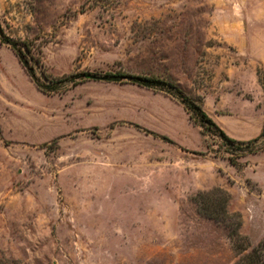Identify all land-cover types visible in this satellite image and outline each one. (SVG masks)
<instances>
[{"label": "rangeland", "instance_id": "1", "mask_svg": "<svg viewBox=\"0 0 264 264\" xmlns=\"http://www.w3.org/2000/svg\"><path fill=\"white\" fill-rule=\"evenodd\" d=\"M0 29L51 77L124 76L46 95L0 44V264H234L264 236V0H0Z\"/></svg>", "mask_w": 264, "mask_h": 264}, {"label": "trees", "instance_id": "2", "mask_svg": "<svg viewBox=\"0 0 264 264\" xmlns=\"http://www.w3.org/2000/svg\"><path fill=\"white\" fill-rule=\"evenodd\" d=\"M0 44L6 45L12 51L20 67L33 82L36 89L46 95L64 92L68 88L63 87L64 83H70V85L66 86H74L87 80L119 81L121 78H124L121 74L107 73L99 75L89 72H80L62 79H57L46 73L40 58V50L32 43L23 40H13L10 37L5 36L0 29ZM128 80L138 86L167 88L171 95L183 105L185 111L188 113L189 119L193 120L194 124L198 125L202 130L213 131L214 134L229 144L243 143L242 141H236L228 137L225 132L206 114L198 103V100L188 97L176 84L163 81L161 79L139 76H129ZM263 133L264 129L261 131L259 136ZM259 136L253 138L249 142H255ZM229 162L232 165H236V163L231 159H229ZM199 198L203 203V207H201V209H203L208 216L217 217V213L226 214L225 205L227 197L226 194L221 192L218 188L205 195L201 193ZM242 239L243 245L239 246V248L235 247V252L238 255V258L234 264H264V236L249 250L247 247V240L244 237H242Z\"/></svg>", "mask_w": 264, "mask_h": 264}, {"label": "crops", "instance_id": "3", "mask_svg": "<svg viewBox=\"0 0 264 264\" xmlns=\"http://www.w3.org/2000/svg\"><path fill=\"white\" fill-rule=\"evenodd\" d=\"M223 40H225L224 41L225 43L232 44L233 47H235L238 50L239 54H240V49L244 47V44H243L244 41L237 42L235 40H231L229 36H225Z\"/></svg>", "mask_w": 264, "mask_h": 264}]
</instances>
